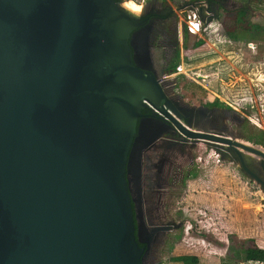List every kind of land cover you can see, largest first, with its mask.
<instances>
[{"label": "water", "instance_id": "obj_1", "mask_svg": "<svg viewBox=\"0 0 264 264\" xmlns=\"http://www.w3.org/2000/svg\"><path fill=\"white\" fill-rule=\"evenodd\" d=\"M203 4L174 8L205 25ZM145 22L116 0H0V264H142L126 179L142 111L264 192L263 151L184 121L136 65Z\"/></svg>", "mask_w": 264, "mask_h": 264}, {"label": "rangeland", "instance_id": "obj_2", "mask_svg": "<svg viewBox=\"0 0 264 264\" xmlns=\"http://www.w3.org/2000/svg\"><path fill=\"white\" fill-rule=\"evenodd\" d=\"M156 1L161 7L165 5L172 10L174 17L166 24L170 29L169 37L172 38L173 29L176 31L179 57L177 74L163 71L159 75L163 76L159 80L162 88L167 86L168 91L171 90L186 106L213 103L225 107L238 121L241 140L264 151V64L260 62L264 54V0H210L211 8L215 10L212 12L214 17L211 16L203 33L195 37H188L182 32L179 21L181 9L176 10L174 6L183 1H200L203 4L205 0H121L120 4L140 15L143 7ZM240 9H243V15L237 22ZM247 25H251L252 29L242 32L241 27ZM233 30L237 34L242 32V39H228L226 33ZM248 40L256 44L255 49L247 48L245 42ZM165 44L164 49H167V41ZM151 52L157 69L161 49L155 42ZM248 58L252 63L245 62ZM232 60H239L246 70V64L252 65V71L241 73L243 76L240 75L242 79L239 82L233 77V73H239L228 65L233 66ZM244 81L249 85V93ZM250 91L252 104L248 102ZM231 122L228 121V127H232ZM167 134L175 137L177 133ZM160 142L155 144V149L147 150L145 155L153 157L163 149L169 150L167 154L174 156L171 158L173 166L169 165L171 170H176L178 178L180 174L183 177L177 187H169L168 177L167 187H150V191L173 188L170 189L174 191L172 194H161L163 201L160 204L163 207L160 209L164 214L162 222L179 227L155 242L142 258V264H167L169 257L175 254L189 255L192 264H264L244 260L242 253L244 248L264 250V192L258 183L239 171L236 163L220 158L202 142L171 143L170 147L159 148ZM252 158H255L254 165L263 178L258 166L259 158L257 155H252ZM152 170L145 169L149 175ZM126 179L129 190L132 185ZM156 195L148 191L142 195L149 201L144 205H148L150 211L151 200ZM135 208L133 202L134 224L138 231L140 227ZM147 209L143 208V220L146 229L151 231L155 227V219L152 214L149 221L147 213L150 212ZM188 225L190 228L185 233Z\"/></svg>", "mask_w": 264, "mask_h": 264}, {"label": "flooded vegetation", "instance_id": "obj_3", "mask_svg": "<svg viewBox=\"0 0 264 264\" xmlns=\"http://www.w3.org/2000/svg\"><path fill=\"white\" fill-rule=\"evenodd\" d=\"M206 4V11L210 12L212 9L210 0H206ZM210 14L212 15V13ZM172 17H174V15L172 14V10L165 5L161 7L160 2L156 1V3L154 4L143 7V12L140 14V18H145L146 22L138 28V30L142 28V31L138 32L133 36V38H131L130 46L134 54V62L137 66L143 69L150 70V72H152L156 79H159V75L168 68L173 56V52L177 48L176 31L175 29H173V36L172 38L169 37L170 34L168 31L170 29L166 24V22H168ZM169 38H171L170 41ZM166 41L167 49H164ZM153 42H155V45L161 49V61L160 66L157 69L154 67V59L151 52ZM162 90L165 96L175 105L176 110H178L179 113L182 114L184 121H192L195 125L203 127L208 131L224 132V134L229 139L247 144L246 142H243L241 140L240 127L237 123L238 121L235 120L236 118L231 113H229V110L225 107L218 106L213 103L186 106L185 104L179 102L178 97L174 95L171 90L168 91L167 86L165 87V89L162 88ZM228 121H232V127H228ZM160 129L164 130L165 132L156 136L154 130L157 131ZM166 132L176 134L177 130H175V128H173L170 124L162 120L148 117L147 111H142V117H140V119L138 120L136 136L134 137V141L129 150L126 164V177L128 178V180H130V185H132V188L130 187L129 189L131 192L129 193L131 197V204L132 206L133 202L136 204L135 210L138 215L137 220L140 227L137 231V239L140 245L146 248V254L150 252V248H152L151 246H153L155 242H158V240L162 237H166L167 232L176 230L179 227V225L176 228L172 227L174 223L162 222L164 214H162L160 209V207L162 206L160 204V201L163 200L160 197L162 196V193L172 194L174 191L170 189L173 188L167 190L165 189L163 191H150V187H156L157 189H160L161 187H167L169 182L171 183V186L169 187L178 186V184L180 183V179L183 176L180 174L178 178L176 175V170H171L172 168L171 166H169H173L171 158H173L174 156H170L169 154H167L169 150L166 149H163L161 150V152L156 153V155H154L153 157H148L145 155L147 150L151 148L155 149V146H157L155 144L158 141H161L159 144V148L161 146L170 147L171 143H173V145H176V143H185L181 140V137L178 135V133L175 135V137L174 135L172 137L169 134L165 135ZM163 135L165 136V138L163 137ZM186 143L192 144V142ZM195 143L198 142H194L193 144ZM252 146L255 147L254 145ZM257 157L260 158L258 155ZM150 168H153L151 175H149V173L145 171V169ZM168 177L169 182L167 181ZM144 191H148V193L151 192V194L153 193L155 195L156 193H158V195H156V198L151 200V211L147 209L148 205H144V203L149 202L146 201L145 197L142 196L144 194ZM145 207L147 209V212H150L147 213L148 215H150L147 216L149 221L150 218H152V214H154L153 216L155 219V227H168L169 229L158 230L150 235V231H148L144 225L145 220H143V208Z\"/></svg>", "mask_w": 264, "mask_h": 264}, {"label": "trees", "instance_id": "obj_4", "mask_svg": "<svg viewBox=\"0 0 264 264\" xmlns=\"http://www.w3.org/2000/svg\"><path fill=\"white\" fill-rule=\"evenodd\" d=\"M118 2H120L121 0H116ZM238 15L236 17V21L239 22V18L243 15V9H240L238 11ZM242 28V32H249L252 29L251 25H247L245 27H241ZM237 34L234 30L231 32H227L226 36L228 37V39L233 40V41H237L242 39L241 38V33ZM178 61H179V57H178V52L177 49L174 50L173 52V56L172 59L170 61V64L168 66V68L166 70H164V72H168V73H172L175 71V68L178 66ZM232 64L233 66L242 74H245L247 71L246 69L243 67V65L239 62V60H232ZM246 68L248 69L251 64H246L245 65ZM246 71V72H245ZM229 76V74L227 75ZM244 86H246L247 88V92L249 93V85L247 84L246 81H244ZM201 237H203V235H201ZM175 239H177V237H174ZM242 253H243V259L244 260H251V261H259V262H264V250L262 249H258L255 247L252 248H244L242 249ZM168 261L171 262H181L183 264H192L191 260H190V256L187 254H179V255H173L170 256Z\"/></svg>", "mask_w": 264, "mask_h": 264}, {"label": "built area", "instance_id": "obj_5", "mask_svg": "<svg viewBox=\"0 0 264 264\" xmlns=\"http://www.w3.org/2000/svg\"><path fill=\"white\" fill-rule=\"evenodd\" d=\"M205 14L209 15L210 12L208 11H204ZM180 23H181V28H182V32L184 34H186L188 37H195L197 35H199L202 30L205 28V26L208 25V23H206L205 25H203V23L200 21L199 16L197 15L196 9H181L180 11ZM246 46L249 49H255L256 48V44L252 43V42H246ZM260 62L262 64H264V54L260 57ZM179 72V67L177 66L175 68V71L170 73V75H174L177 74ZM161 78H163V76H161L158 80H160ZM252 92L250 91V96H249V104H252ZM189 225L186 227V229L184 230L185 233H187V229H189Z\"/></svg>", "mask_w": 264, "mask_h": 264}, {"label": "crops", "instance_id": "obj_6", "mask_svg": "<svg viewBox=\"0 0 264 264\" xmlns=\"http://www.w3.org/2000/svg\"><path fill=\"white\" fill-rule=\"evenodd\" d=\"M171 9V8H170ZM210 13H212L211 11H210ZM203 31L204 30H202V33H203ZM200 35V34H199ZM246 42H252L251 40H248V41H246ZM245 42V43H246ZM245 60V59H244ZM245 62H249V63H252V60H250L249 58L247 59V60H245ZM229 65V67L231 68V69H233V71H235V72H237V73H239V75H242L234 66H232L231 64H228ZM247 72L248 71H252V65L246 70ZM228 75V74H227ZM243 76V75H242ZM229 103V102H228ZM175 255H177V254H175ZM173 256V255H172ZM170 263H174V262H171V261H169L167 264H170Z\"/></svg>", "mask_w": 264, "mask_h": 264}, {"label": "bare ground", "instance_id": "obj_7", "mask_svg": "<svg viewBox=\"0 0 264 264\" xmlns=\"http://www.w3.org/2000/svg\"><path fill=\"white\" fill-rule=\"evenodd\" d=\"M124 7V6H123ZM125 8V7H124ZM125 9H127V8H125ZM128 10V9H127ZM128 11H130V10H128ZM131 12V11H130ZM132 13H134V12H132ZM134 14H137V13H134ZM229 76H230V74H229ZM233 77L235 78V81H237V82H239L241 79H242V77L239 75V74H236V73H233ZM239 77H241V78H239ZM228 81V80H227ZM228 82H230V81H228ZM162 121H164V120H162ZM164 122H166V121H164ZM167 123V122H166ZM176 130V129H175ZM255 149H257L256 147H254ZM240 151H243V149H241V148H238ZM259 150V149H258ZM261 151V150H260ZM251 157H252V154L253 155H257V154H255V153H248Z\"/></svg>", "mask_w": 264, "mask_h": 264}]
</instances>
